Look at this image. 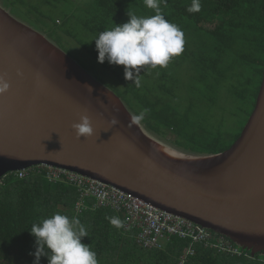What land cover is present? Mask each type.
Segmentation results:
<instances>
[{
    "label": "trees",
    "instance_id": "1",
    "mask_svg": "<svg viewBox=\"0 0 264 264\" xmlns=\"http://www.w3.org/2000/svg\"><path fill=\"white\" fill-rule=\"evenodd\" d=\"M11 13L35 25L63 46L78 44L94 60L84 64L98 71L130 112L151 134L182 151L209 155L230 148L255 107L264 73V0H200L201 10L189 13L192 0L161 4L165 18L184 32V51L167 67L141 70V86L124 78V66L99 63L95 37L128 21L127 12L154 15L144 0H0ZM146 110V111H145ZM239 131L228 130V115ZM77 187L52 182L43 172L26 177L11 172L0 179V264H33L37 223L55 212L75 215L89 236L82 242L96 252L98 264H178L189 241L171 237L162 247L144 249L136 230L117 228L109 217L125 216L107 207L78 212ZM233 241V240H232ZM235 244V243H234ZM218 253L197 245L185 264H264V254ZM40 264H48L47 257Z\"/></svg>",
    "mask_w": 264,
    "mask_h": 264
},
{
    "label": "water",
    "instance_id": "2",
    "mask_svg": "<svg viewBox=\"0 0 264 264\" xmlns=\"http://www.w3.org/2000/svg\"><path fill=\"white\" fill-rule=\"evenodd\" d=\"M8 10L0 4V75L10 84L0 94V179L41 164L65 168L264 254V73L230 148L179 154L153 140L111 88ZM85 114L94 134L77 138L72 125Z\"/></svg>",
    "mask_w": 264,
    "mask_h": 264
},
{
    "label": "clouds",
    "instance_id": "3",
    "mask_svg": "<svg viewBox=\"0 0 264 264\" xmlns=\"http://www.w3.org/2000/svg\"><path fill=\"white\" fill-rule=\"evenodd\" d=\"M144 4L154 11V15L138 16L128 11L127 22L99 32L93 39L98 62L107 61L110 65L124 66V78L133 81L137 88L141 86L142 69L146 66L151 69L167 67L173 57L184 51L185 44L182 29L166 19L162 11L161 4L166 5L167 0H144ZM200 10V0H192L187 8L189 13ZM9 87L5 76L0 75V94L6 93ZM87 88L92 91L90 86ZM143 114L141 112L135 119H142ZM110 123L116 125L118 121L113 118ZM72 128L77 138L94 134L91 120L86 114L81 115L79 122L74 123ZM108 219L113 226L124 227L119 217ZM29 231L35 237L33 264H40L41 257H47L48 264H98L96 252L82 242V238L89 236V233L78 216L69 217L55 212L33 223Z\"/></svg>",
    "mask_w": 264,
    "mask_h": 264
},
{
    "label": "built area",
    "instance_id": "4",
    "mask_svg": "<svg viewBox=\"0 0 264 264\" xmlns=\"http://www.w3.org/2000/svg\"><path fill=\"white\" fill-rule=\"evenodd\" d=\"M32 171L43 172L52 182H65L78 188L80 199L76 204L78 212L87 209L85 200L92 208L109 207L125 216V228L136 230L137 243L146 249L163 246L171 237L189 241L178 264H185L197 252V245L213 248L218 253L242 256L241 245L229 237L216 233L185 217L162 210L154 204L120 188L81 173L51 165H36L15 171L20 177H26ZM90 207V206H89ZM235 243V244H234Z\"/></svg>",
    "mask_w": 264,
    "mask_h": 264
},
{
    "label": "rangeland",
    "instance_id": "5",
    "mask_svg": "<svg viewBox=\"0 0 264 264\" xmlns=\"http://www.w3.org/2000/svg\"><path fill=\"white\" fill-rule=\"evenodd\" d=\"M1 4V1H0ZM10 11V10H8ZM11 12V11H10ZM13 14V13H12ZM14 16H16L18 19H20L21 21L27 23L28 25L32 26L33 28H35L36 30L42 32L40 29H38L35 25L31 24L30 22H28L27 20H24L23 18L13 14ZM48 39H50L51 41H53L57 46H59L61 49H63L66 53H68L75 61H77L79 64H81L84 67V64H89L90 62L94 61L88 54L86 51H84L82 49V47H80L78 44H76L75 42L71 41L70 46H63L61 44H58L57 42H55L53 39H51L46 33L42 32ZM88 70V69H87ZM90 71V70H88ZM96 78H98L101 82H103L105 85H107L109 88H111L108 85V80L106 79V77L102 76L101 73H99L97 70L96 71H90ZM113 90V89H112ZM114 91V90H113ZM228 115V114H227ZM237 118H234L230 115L227 116L226 118V127L228 130H232L233 128L239 131V125L241 124V121L237 123ZM143 126V125H142ZM143 128L145 129V127L143 126ZM146 130V129H145ZM147 134L153 138V140H155L156 142L160 143L161 145H163L166 149L168 150H172L176 153L179 154H192V153H188L185 151L180 150L179 148H177L174 144H172L170 141L165 140V139H161L153 134H151L150 132H148L146 130Z\"/></svg>",
    "mask_w": 264,
    "mask_h": 264
},
{
    "label": "crops",
    "instance_id": "6",
    "mask_svg": "<svg viewBox=\"0 0 264 264\" xmlns=\"http://www.w3.org/2000/svg\"><path fill=\"white\" fill-rule=\"evenodd\" d=\"M138 244V243H137ZM139 245V244H138ZM140 246V245H139ZM140 247H142V246H140ZM142 248H144V247H142ZM144 249H146V248H144Z\"/></svg>",
    "mask_w": 264,
    "mask_h": 264
}]
</instances>
